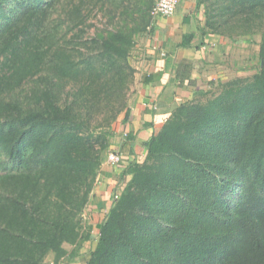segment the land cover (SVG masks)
Segmentation results:
<instances>
[{"label": "trees", "instance_id": "1", "mask_svg": "<svg viewBox=\"0 0 264 264\" xmlns=\"http://www.w3.org/2000/svg\"><path fill=\"white\" fill-rule=\"evenodd\" d=\"M60 3L0 0V264L57 262L89 238L81 215L129 117L112 105L134 75L121 63L151 23L145 5L141 27L124 21L77 57L53 17ZM204 16L202 34H259V67L172 108L143 159H127L84 264H264V0H205Z\"/></svg>", "mask_w": 264, "mask_h": 264}, {"label": "crops", "instance_id": "2", "mask_svg": "<svg viewBox=\"0 0 264 264\" xmlns=\"http://www.w3.org/2000/svg\"><path fill=\"white\" fill-rule=\"evenodd\" d=\"M204 1L180 0L171 16L152 18L146 33L135 39L129 54L134 68L129 117L122 123L121 135L118 123L114 140L104 154L96 182L101 199L108 196L107 191L117 180L128 179V175H121L122 169L107 162L109 151L121 152L129 160H142L143 142L162 126L175 105L232 78L221 70L226 69L223 56L229 51L231 39L200 32L205 21ZM253 67L237 69L251 71ZM233 75L247 76L239 72Z\"/></svg>", "mask_w": 264, "mask_h": 264}, {"label": "rangeland", "instance_id": "3", "mask_svg": "<svg viewBox=\"0 0 264 264\" xmlns=\"http://www.w3.org/2000/svg\"><path fill=\"white\" fill-rule=\"evenodd\" d=\"M154 1L155 0H61L57 10L53 14V17H61L58 28L60 34H65V40L64 38L62 40L63 42L66 41L67 46L70 48L75 47L78 51H81L80 54H76L77 57H80L87 53L96 51L95 47L97 46V42L94 39L97 37V34L104 36L107 31L116 29L124 21H126V23L129 25L141 27L145 21L144 19L147 17V14L145 13V17L141 18V16L144 15V6H149L147 10V12H149V9ZM74 6H77L80 11V14L77 18H73L70 14V10ZM149 18L150 22H152V17L149 16ZM148 26L145 28V30H140L134 34L135 39L141 36L143 33H146ZM259 40V34L252 35L251 38H242V40H229V51L228 53H224L223 56V59L226 62L224 63L226 69H221L226 73V77H232L230 79L236 77H249L251 76L249 75L251 72L254 73L258 69L259 62L257 51ZM121 64H123V68L125 70H129V67L133 68L129 57L127 58L126 62L123 61ZM246 65L254 67L251 69V71H249L250 69L247 71H238V69H241ZM236 72H239V75L247 74V76L233 75L236 74ZM127 79H130V77ZM101 82L102 80H99L94 86L100 87ZM128 82H130V80H128L127 83ZM133 82L134 75H132V83L130 82L128 84V89L123 92L124 95L119 92V97L113 100L112 105H118L124 102L125 104H128L129 107ZM31 85V82H27L21 88L20 94L25 96L26 93H28ZM218 86L219 85L214 84L211 86V88H209V90L216 91ZM68 87L69 86L66 88L68 89ZM201 94H198L194 98L201 96ZM104 101L107 102L105 97ZM105 112H109V109L103 103L99 106V109L96 108L95 111H93V118L98 121H102L103 117L105 116ZM122 116L123 113L117 117V122L115 123L116 130L119 123L118 133H120V135L121 132L124 131L122 123L118 121ZM114 137L115 136L113 135L110 141L114 140ZM123 156L125 157L123 158V161L127 163L128 158H126L125 154ZM2 159L3 157H0V160ZM124 162L119 166L120 169H123V167L126 166ZM3 169H5V167L3 168V166H0V170ZM97 177L98 174L96 176V182H98ZM126 181L127 180H123V178L119 181L117 180L114 188L112 187L107 191L108 196L102 199L100 198L97 184L95 182L91 193V198L81 215L83 233H88L89 238L82 242L81 246L74 255H65L55 262L54 254L50 252L46 255L42 264H84L85 260L89 256L90 251L96 244L99 223L102 221L108 211V208L111 206L114 200V194L120 193ZM65 249L70 251L72 246L65 244Z\"/></svg>", "mask_w": 264, "mask_h": 264}, {"label": "built area", "instance_id": "4", "mask_svg": "<svg viewBox=\"0 0 264 264\" xmlns=\"http://www.w3.org/2000/svg\"><path fill=\"white\" fill-rule=\"evenodd\" d=\"M180 0H155L150 8L149 14L152 18L157 16H171L178 5ZM125 158L121 152L109 151L106 156V160L109 164L119 168ZM118 165V167H117ZM120 193L114 194V199H117Z\"/></svg>", "mask_w": 264, "mask_h": 264}]
</instances>
